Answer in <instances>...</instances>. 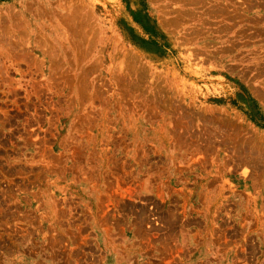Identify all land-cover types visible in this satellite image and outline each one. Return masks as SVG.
Segmentation results:
<instances>
[{"label":"rangeland","instance_id":"374dc122","mask_svg":"<svg viewBox=\"0 0 264 264\" xmlns=\"http://www.w3.org/2000/svg\"><path fill=\"white\" fill-rule=\"evenodd\" d=\"M0 264H264V0H0Z\"/></svg>","mask_w":264,"mask_h":264},{"label":"bare ground","instance_id":"6f19581e","mask_svg":"<svg viewBox=\"0 0 264 264\" xmlns=\"http://www.w3.org/2000/svg\"><path fill=\"white\" fill-rule=\"evenodd\" d=\"M222 13H224V12H222Z\"/></svg>","mask_w":264,"mask_h":264}]
</instances>
